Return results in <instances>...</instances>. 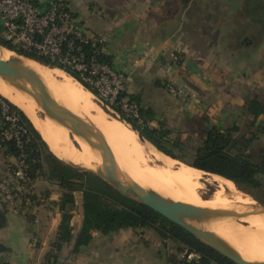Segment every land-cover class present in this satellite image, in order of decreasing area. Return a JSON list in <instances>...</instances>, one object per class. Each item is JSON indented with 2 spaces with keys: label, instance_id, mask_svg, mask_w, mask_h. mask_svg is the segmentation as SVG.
<instances>
[{
  "label": "crops",
  "instance_id": "crops-1",
  "mask_svg": "<svg viewBox=\"0 0 264 264\" xmlns=\"http://www.w3.org/2000/svg\"><path fill=\"white\" fill-rule=\"evenodd\" d=\"M34 1L40 5L48 2ZM63 1L88 31L104 39L105 53L112 57L113 68L129 78L128 93L140 95L142 105L153 107L157 120L168 122L170 117L216 113L219 116L213 117L212 124L227 126L224 116L221 117L222 110L205 101L214 99L211 97L214 94L224 98L226 94L221 91L225 90L221 87L233 92L239 78L234 75L226 78L207 69L225 64L224 56L217 52L219 49L234 56L231 64L234 58L244 59L239 79L244 84L242 92L245 90L239 97L242 102L237 103L238 110L250 96L247 95L250 83L260 82L257 88L262 94H256L264 95V25L257 29L251 26L252 20L264 18V0ZM250 33H258L260 42L249 41L246 56L236 54V47ZM222 81L225 82L220 85ZM166 85L182 91L186 98L171 95ZM260 120L264 121V116ZM8 163H14V158L5 157L0 151V176L7 173ZM33 186L40 204L25 209L24 214L5 213L0 201V264H44L57 237L62 190L58 183L44 178L36 180ZM75 199L72 225L76 237L83 219L82 194L75 193ZM170 242L153 228H127L109 235L94 232L91 243L78 253L73 252L74 240L64 244L59 261L169 264V257L175 254Z\"/></svg>",
  "mask_w": 264,
  "mask_h": 264
},
{
  "label": "trees",
  "instance_id": "trees-1",
  "mask_svg": "<svg viewBox=\"0 0 264 264\" xmlns=\"http://www.w3.org/2000/svg\"><path fill=\"white\" fill-rule=\"evenodd\" d=\"M73 15L76 17L75 13ZM257 37L256 33L246 34L239 46L246 51L250 47L249 41L253 43L259 41ZM68 39L73 42L74 54H84L86 60L95 56L97 61L112 66V57L102 52L98 55L94 53L100 45L94 46L92 41L84 43L75 37H68ZM0 44L20 56L34 60L35 63L39 62L38 64L64 71L96 96L94 89L84 83L79 78V74L71 68L53 63L45 56L24 52L4 41L1 36ZM124 98H127L130 103L139 105L140 122L133 117H126L120 109L119 102ZM0 99L8 106L9 114L17 118L16 125L21 132L19 141L6 138L4 133L9 129L10 123L2 121L0 151L5 157L14 158L18 162L24 161V170L33 182L44 178L58 183L62 190L58 203L62 214L61 223L44 264H61L59 253L64 244L73 240V252L78 253L82 247L91 243L94 232L109 235L127 228H153L163 239L178 244L177 252L171 254L168 259L169 264H235L148 206L122 195L95 173L60 160L49 149L25 113L2 95ZM111 108L161 154L172 158L171 160L177 163V168L184 166L207 175L225 178L264 205V145L253 153L255 144L262 141L264 136V121L260 120V117L264 116V99L260 95L247 97L244 105L239 108L241 116L248 120V130L244 133L236 121H233L230 126L222 127L212 124L208 116H195L185 118L184 122L185 125L187 124L188 131H180L175 138H172L173 130L168 127L166 119L157 120L154 108L142 105L140 95L129 93L120 95L117 103ZM1 111L0 105V114ZM0 120H2L1 115ZM154 122L155 126L152 125ZM193 134L196 136L195 139L192 137ZM11 164L8 163L7 167ZM75 193L82 194L83 208L82 225L76 237L75 228L72 225L73 212L76 208ZM30 200L32 206L40 204V199L35 194L30 196ZM3 210L6 213L4 208ZM24 213L23 211L22 214ZM189 254H194V258L188 260Z\"/></svg>",
  "mask_w": 264,
  "mask_h": 264
},
{
  "label": "bare ground",
  "instance_id": "bare-ground-1",
  "mask_svg": "<svg viewBox=\"0 0 264 264\" xmlns=\"http://www.w3.org/2000/svg\"><path fill=\"white\" fill-rule=\"evenodd\" d=\"M11 57H16L24 69L29 74L33 75V77L41 78L51 96L58 103L69 109L78 121L92 125L109 144L119 168L124 173L125 169H128L132 173L138 175V180L130 178L139 183L147 191L160 192L164 194L162 196L166 198L198 207L232 209L243 212L258 206L251 198L238 191L235 184L231 181L215 175L210 176H213L223 187V190H221L217 196L206 201H183L186 197V191L180 182L178 174L161 167L147 169L138 168L136 160L142 158V145L138 143V140L132 132L114 124L112 121L104 120L105 118L102 116L104 113L102 114L101 112V115L98 113L96 116L91 115L89 118V115L83 111L85 106L87 107L89 105V100L84 91L77 86V84H73L68 78H64L66 75L64 77L60 76L62 78L61 82H53L44 75V70L42 71L38 62L35 63L29 58L0 49V59L8 60ZM59 75H61V73ZM0 95L23 110L36 130L40 133L47 146L57 157L79 167L89 169L95 173L109 174L117 178L120 177L119 173L112 170L109 161L101 157L96 150L92 149L83 140L76 137L77 141L80 143V148H72L68 133L63 128L64 126L62 123L57 119L55 122V119L44 112L29 95L17 91L8 85L1 77ZM94 109L97 110L95 106ZM39 111L42 112L43 117H41L42 115L39 114ZM121 123L128 129L134 131L127 123ZM149 146L154 147L151 144ZM143 147L150 150L148 146ZM126 175L129 177L128 174ZM242 221L246 226H242L238 224V222L229 221V219L227 221L222 219L197 224V227L223 238L234 249L239 251L237 253L244 260L255 264L264 263V215L251 216L244 218Z\"/></svg>",
  "mask_w": 264,
  "mask_h": 264
},
{
  "label": "built area",
  "instance_id": "built-area-1",
  "mask_svg": "<svg viewBox=\"0 0 264 264\" xmlns=\"http://www.w3.org/2000/svg\"><path fill=\"white\" fill-rule=\"evenodd\" d=\"M0 27V36L4 41L24 52L45 56L53 63L76 71L79 78L94 89L98 101L106 108L113 107L120 95L128 93L127 74L97 61L95 56L86 60L84 54L73 53V42L68 37H75L84 43L92 41L94 46L100 45V50L94 51L96 55L105 53V41L88 31L63 0H48L45 5L34 0H0ZM166 87L171 95L186 98L174 86ZM0 105L1 126L3 122L10 123L5 137L19 141L21 132L16 125L17 118L9 114L8 106L1 99ZM119 107L126 117H133L140 122L137 103H130L124 98L119 102ZM24 168V161L14 159V163L7 167V173L0 177V201L9 215L22 214L32 206L30 196L35 194L34 182ZM35 245L32 243V246ZM187 258L193 259L194 254L187 255Z\"/></svg>",
  "mask_w": 264,
  "mask_h": 264
},
{
  "label": "water",
  "instance_id": "water-1",
  "mask_svg": "<svg viewBox=\"0 0 264 264\" xmlns=\"http://www.w3.org/2000/svg\"><path fill=\"white\" fill-rule=\"evenodd\" d=\"M0 49L11 51L1 44ZM15 54L18 55L17 53ZM0 77L17 91L29 95L44 112L48 113L54 119L59 120L62 125L70 131L71 135L78 137L79 139L86 142L92 149L96 150L101 157L109 161V165L112 170L119 173L120 177L117 178L109 174L105 175L95 173L89 169L78 166L79 168L95 173L112 185L114 189L122 195L133 198L148 206L169 221L177 224L187 232L191 233L196 239L214 249L235 264H255L241 258L237 251L223 238L200 229L197 227V224H203L222 219H244L251 216L264 215V205L261 203H256L251 198V200L254 201V203L258 206L243 212H238L232 209L198 207L192 204L166 198L156 191H147L139 183L128 177L119 168L109 144L95 130V128L88 123H82L78 121L76 117H74L69 111V109L58 103L51 96L44 81L41 78H35L33 75L29 74L16 57H11L8 60L0 59ZM119 120L123 123H127L121 117H119ZM131 128L136 132L140 141L150 143L132 126ZM236 188L238 191L248 196L237 186ZM256 264L264 263L261 262Z\"/></svg>",
  "mask_w": 264,
  "mask_h": 264
},
{
  "label": "rangeland",
  "instance_id": "rangeland-1",
  "mask_svg": "<svg viewBox=\"0 0 264 264\" xmlns=\"http://www.w3.org/2000/svg\"><path fill=\"white\" fill-rule=\"evenodd\" d=\"M260 20L264 21L263 16H262V18H260ZM261 21H259L257 19L252 20L251 21L252 28L257 29V28L261 27L262 26V24H260ZM263 25H264V22H263ZM256 34H257V36H259L258 33H256ZM253 40H254V38H253ZM255 41H257V39H255ZM258 42H260V38H259ZM243 47H245V46H243ZM230 48H234V46L230 47ZM229 49H227V50H229ZM243 49H242V46L241 47L237 46L236 47V50H237L236 54L242 53L241 56H243V57L246 56L245 50H243ZM217 52L224 56L223 58H225V64L221 65V66H214V67H209V68L207 67V69H210L211 73L222 74L226 78H230V75H234L235 78L237 76H239V78H240L241 75L243 74V68H242V65H240V64H242V61L244 59L234 58L233 59L234 62L232 63L233 64L232 65L231 64V58H233L234 56H231L229 53H226L224 51V49H221V50L219 49V51L217 50ZM254 53H255V51H253L251 53V55ZM226 63H227V65H226ZM40 67H41L42 71L44 70L43 73L49 80H51L53 82H55V81L61 82L62 78L60 76L64 77L66 75L64 78H66V79L68 78L73 84H77V86H79L84 91V93L86 94V96L89 100L88 101L89 105L91 107L89 105L87 107L85 106L83 111L85 113H87V115H89V118L91 117V115L96 116L98 113H100V115H101V112H102V114L104 113V115H102L103 118H105L104 120L110 121V122L112 121L114 124L127 129L129 132H132V134L138 140V143L142 145L141 146L142 147V150H141V157L142 158L140 159L142 162L138 159L136 160V165L138 166V168L147 169V168H152V167H161L163 169H167V170H171V171L176 172L179 176V179H180V182H181L183 188H185L184 190L186 191V197L183 201H192V202H194V201H206V200L214 198L215 196L218 195V193L221 190H223V187L213 178V176H210V175H207L205 173L198 172V171H194V170H192L190 168H186L184 166H180L179 168H177L178 167L176 165L177 163H175L173 160H171L170 158H168L165 155L158 152L154 147L149 146L150 144H148L147 142L140 141L138 136H136L137 134L134 131L128 129L126 126H124L120 122V120H119L120 116L116 111H114L111 108L108 109L104 105H102L98 101L97 96H95V95L93 96L80 83H78L77 81H75L74 79L69 77L66 73H64V71L61 72V70L59 71V69L47 67L45 65L41 66V64H40ZM57 72H59V73H57ZM60 73H61V75H59ZM239 78L237 77V79H238V80H236L237 84L233 88V92L231 90L226 91V88L221 87L222 90H225V91H221V94H224V92L226 94V96L224 98H221L220 95L214 94L215 96H211L214 99H211V100L205 99V101H207V103H210L214 109L217 108V109L222 110L221 111V114H222L221 117L224 116L223 118L226 120L227 126H230L231 123H233V121H236L241 126L243 133H244L248 130L249 125H248V120L245 119L243 116H241V112L238 110L239 106L237 103L242 102V99H240L239 97H241V92H242V88H243L242 86L244 85L242 82H240ZM224 82L225 81L219 82V84L221 85ZM233 84L235 85V83H233ZM250 85H251V90L247 91V95L250 94V96H253L256 93L262 92L259 88H257L261 85L260 82L259 83L252 82V83H250ZM244 90L242 93H244ZM261 97L264 99V95H261ZM210 101H212V103ZM217 101H218V103H217ZM91 103L93 106L91 105ZM94 106L97 110L94 109ZM39 114L42 115L41 117H43L42 112H40ZM216 115L219 116L216 113L210 114V116L204 115V114L201 116H208L210 118V121H213L214 120L213 117H215ZM185 118L186 117H180V118L179 117H170L169 118L168 127L171 130H173L172 138L173 137L175 138L177 136V133L180 131H183V130L188 131V128L186 127L187 124L185 125V122H184ZM55 122H56V119H55ZM63 128L68 133L69 141L72 144V148H80L79 147L80 143L77 141L76 137L75 136L73 137V135H71V133L68 129H66L65 127H63ZM192 137L195 139L196 136L193 134ZM262 138H263L262 141L260 140V142H257L255 144V146L253 148L254 149L253 153L257 152L258 149L264 145V136ZM143 146H145V147L148 146L149 149L152 151L144 148ZM176 153L179 154L178 152H176ZM67 162L70 163L69 161H67ZM179 162H181V161H179ZM125 173L128 174L129 177H131L133 179L135 178L136 180H138V177H137L138 175L132 173L130 170L125 169ZM210 181H213V182L210 183ZM263 181H264V179H263ZM158 193L161 195H164L160 192H158ZM250 198H252V197H250ZM254 201L256 203H260L259 201H256V200H254ZM223 220L227 221L228 219H223ZM242 220L243 219H232V220L229 219V221L238 222V224H240L242 226H246V224ZM172 244H173L172 249L175 250V253H176L177 252L176 248L178 247V244L173 243V242H172ZM172 244H171V246H172ZM235 250H237V249H235ZM237 252H239V251L237 250Z\"/></svg>",
  "mask_w": 264,
  "mask_h": 264
}]
</instances>
